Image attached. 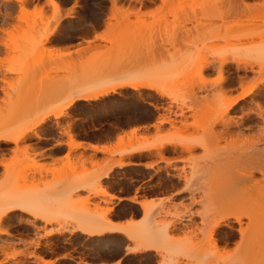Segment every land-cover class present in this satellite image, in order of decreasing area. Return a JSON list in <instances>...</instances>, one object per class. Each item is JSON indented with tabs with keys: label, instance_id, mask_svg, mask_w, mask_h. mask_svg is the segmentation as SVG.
I'll use <instances>...</instances> for the list:
<instances>
[{
	"label": "rangeland",
	"instance_id": "374dc122",
	"mask_svg": "<svg viewBox=\"0 0 264 264\" xmlns=\"http://www.w3.org/2000/svg\"><path fill=\"white\" fill-rule=\"evenodd\" d=\"M51 29L55 30L47 41L44 31ZM238 54L245 58L247 71H237L236 64L230 63L223 74L211 68L203 76L197 73L205 60ZM147 75L160 78L164 95L154 89L124 86L95 99H76L64 115L56 119L49 115L32 128L40 137L28 131L16 152L3 150V156L0 151L8 163L7 172L0 171V193L5 191L0 197L23 190L41 216L58 218L59 225L68 230L41 238L44 230L58 223L36 218L33 228L19 222L20 212H11L3 227L10 228L13 236L0 237V245L5 246L0 260H30L27 254L34 248L42 261L55 260L53 264H162L161 255L170 260L168 264H223L227 256L236 255L239 234L225 236L227 228L220 226L214 248L195 212L204 205L206 210L219 205L209 199L203 206H187L185 196L199 195L204 186L206 191L210 187L232 194L234 187L240 189L236 182L232 185L237 179L222 178L221 173L218 179L209 178L186 163V152L170 140L162 157L146 147L174 130L168 121L161 124L163 117L173 119L175 126L187 120L186 134H194L199 130L195 121H210L228 99L263 77L264 0H0V124L9 121L10 131H20L58 108L76 84L82 88L114 85L128 77L137 80ZM70 81L75 84L66 87ZM45 95L56 99L51 101ZM230 116L236 121L233 132L214 138L207 156L228 155L236 148L239 151L233 155L253 151L250 145L258 141L264 126V81L233 107ZM69 137L80 144L70 145ZM259 140L264 151V138ZM91 144L106 149L97 151ZM243 144L248 150L241 151ZM132 146L140 149L125 157V150ZM196 154L197 160L206 156L202 148ZM129 159L139 161L140 166L121 165V160ZM105 168L108 173L97 184L104 194L92 196L80 188L83 179ZM234 169L226 173L239 176ZM257 175L264 184V178ZM244 195L237 190L235 198L228 197L236 200ZM131 197L146 201L149 214L128 200ZM109 208L108 219L121 220L122 232L143 230L146 242L159 244V253L153 249L125 253L126 244L132 242L121 232L98 238L76 230L77 218L99 215ZM190 211L195 213L196 224L181 228L183 215ZM24 216L33 218L29 213ZM174 219H181L177 221L181 229L165 236L163 227ZM37 239L41 241L38 246L33 243ZM176 255L179 262H175Z\"/></svg>",
	"mask_w": 264,
	"mask_h": 264
},
{
	"label": "bare ground",
	"instance_id": "6f19581e",
	"mask_svg": "<svg viewBox=\"0 0 264 264\" xmlns=\"http://www.w3.org/2000/svg\"><path fill=\"white\" fill-rule=\"evenodd\" d=\"M130 12H134V11L130 10ZM54 30L55 29H51V30H48L46 32L44 31V33H45L44 37L47 41H48V39H50L53 36ZM245 61H246L245 58L242 57V55H240V54L231 55V56H223L217 61L205 60L199 64V66L197 68V73L200 76H203V74L206 72L207 68H211V69L216 70L219 74H223L224 70H225V66L227 64H230V63L236 64L235 69L237 71H239L241 69L244 71H247V68H249V67H247L248 65ZM243 63H245L246 65H244ZM241 64H243V65H241ZM245 76H246V74H245ZM132 77H128L124 80H121L114 85L103 84L101 86H96V87H93V86L92 87H86L85 86L82 88L80 86L81 84L80 85L76 84L75 89H70L72 93L70 92L71 94H69V97L67 99L68 101L66 100L65 103L58 105V108L56 107L54 109H50L49 111L45 112L41 117L38 118L37 121L33 122L32 125H29L28 127H25L24 129H22L20 131H17V132L10 131V129L12 128V127L9 128L8 124L10 122L4 121L3 123L0 124V151L10 150V151L16 152L15 149L19 147L18 146L19 142H21V140L23 141V139H25L30 134V133H28V131L29 132L31 131L36 136L40 137L39 131H36L35 129H32V128H35V126L40 125L42 122H44L48 118L49 115H52L55 119L64 115L66 113L67 107H69L76 99H88V98H94L95 99V97H98L99 95L102 96L103 94H106L110 91L115 92L116 88L124 87V86H129L131 88H136V89H138V88H144L146 90L154 89L160 95L165 94L164 89L161 87L162 82H161L159 77H158L159 78L158 79L157 76H155V75H150V76L147 75L143 79L139 78L140 80L137 78H136L137 80H135V79H133L134 77L133 78ZM240 77L242 78L241 75H240ZM262 81H264V75L262 78L258 79L254 84L249 85L246 89H243L235 97H231L230 99H228L225 102L223 109L216 116H214L210 121H207L206 123L201 122V119L195 121V123L198 124L199 130L197 129L198 131L194 134H186L188 129L185 130L184 128H187L189 126L187 120H186V122L185 121L181 122L180 126H175V124L173 123V119H169L168 116H167L168 118L163 117L162 120L160 121L161 124H162V121H163V123L168 121L167 123H170V124L172 123L171 126L173 125L174 130L170 129L169 133H167V135L160 137V139H158L156 142H154L153 144L148 145L146 147L147 150L154 149V150L158 151V155L160 154L162 157V155H163L162 153L166 147V144H171L170 141L177 143L180 145L182 150H184V152H186V156L183 157V159L186 160V163L190 164L191 167H196L197 170L206 172V174H208V177L210 175V176H212L214 178L216 177V179H218L219 174L221 173L220 174L221 177H222V175H224V177L228 176L229 178L233 177L232 179L230 178L231 181H234L237 179L236 181L233 182L232 185H234V186L237 185L236 187L240 186V189H237L233 186L234 187L233 190H235V191H233V193L234 192L237 193V190H241L242 193L246 194V195H244L245 196L244 198H241V196H240V198L238 196H236V198L238 197L239 199L233 200L231 197H228L230 195L233 196V193L231 194L230 191H227V193H225L227 196H225V194L221 193L222 190H221V192L220 191L217 192V191H213V190L211 191L210 187L208 189L214 195H215V192H217L218 194L221 193L220 194L221 197L218 194L215 195L217 197H213L212 193L210 194L211 196H209L210 191L207 189V191H208V193H207V191L204 189V187H207V186H204L202 188L205 191L202 190V193H200L199 195H197L196 193H190L188 196H185L186 197L185 199H187V203H186L187 206H192V205L197 204V203L202 204L204 202L209 203V199L211 201H214L215 203H217V205H219L217 207L206 210L205 205L203 206V204H202L201 205V206H203L202 209L201 210L197 209L195 211L197 214H199L201 216L200 217L202 220L201 222L203 223L202 225H204L203 234L206 236L207 241L210 245H212L213 247L216 246V234H217L220 226H225L227 228V230L224 232L225 236H228L229 234H232V235H235L237 233L239 234L238 241H237V244H239V251L236 253V255L230 256V258L227 256V259H225L226 262H224L223 264H264V184H261V180L259 179V177L257 175V174H260V176H261L260 178H264V158H263L264 151H263V148L260 147V145L263 143H262V141L259 140L260 138H262V139L264 138V130H263L264 126L263 127L261 126L259 129L260 138L258 139V141H256L257 139L255 138L256 140H253V145H250V146H253V147H251L253 149V151H248L247 153H243V154H240L237 152L236 155H233L234 151L235 152L239 151V149L236 148V150L235 149L232 150L233 152H230L231 150L227 152V153H229V152L232 153V155H230V153L228 155L225 153L224 155H221V156H214V157L207 156V154H208L207 152L209 151L210 146H212L213 140L215 141L214 138L218 137V135L221 136L222 134H230L231 132H233L232 126L236 122L234 120V118L232 116H230V112L233 109V107L241 99L248 96L249 93L257 85V83L262 82ZM221 82L222 81H219L220 89H222V87H223ZM66 83H68V85H69L66 87H70L71 85H73L74 82L72 83V81H70V82H66ZM77 85H79L78 86L79 88H77ZM54 88H56V87H54ZM54 88H52V89H54ZM61 88L63 89L62 86H61ZM54 90H57V88ZM58 90H59V88H58ZM46 91H49L48 93H50V90L46 89ZM52 92L54 94V91H52ZM48 93L46 95H48ZM62 93H65V90ZM48 96H50V95H48ZM48 96H46V97H48ZM51 97L54 100L56 99V96L54 97L52 95ZM48 98L51 100L50 97H48ZM183 111L184 110H182L181 113H184ZM161 124L159 125V127L161 126ZM235 125H236V123H235ZM162 128H164V127H162ZM162 128L159 129L158 131L162 130ZM169 135L171 137H168ZM49 138L50 137L48 136L47 139H49ZM69 138H70V140L67 143H69L70 145H74V146L76 145L77 146L80 144V142H76L73 139V137H69ZM254 141H256V142H254ZM259 141L261 144H259ZM249 142H244V143L247 144ZM257 142L259 144L260 150L257 149V146H256V145H258ZM243 146H244V144H243ZM243 146H241L240 148L246 149V147L245 146L243 147ZM91 147L97 151L104 149V148L106 149V146H104V145L91 144ZM198 148H202L203 153L206 154V156L203 157L202 160H197L198 155L196 154V150ZM131 149L132 150H129V149L125 150V152H128L127 153L128 155H126L125 157L131 156V154L134 152V150H137L140 148L139 147L134 148L132 146ZM244 149H242L241 151H243ZM246 150H248V149H246ZM254 150H255V152L257 151V153H254ZM138 151H140V150H138ZM260 152H263V153H260ZM2 153H3L2 155L4 156V151ZM260 154H262V155H260ZM2 155L0 157V171L2 169H5V171L7 172L8 165H6V164H8V163L5 162ZM123 164L128 165V166H130V165H134V166L139 165L140 166L139 161L137 162V161H133L130 159L127 161L121 160V165H123ZM233 165L236 166L235 169H237V168L238 169L235 170ZM228 166H229V170H226L228 168ZM230 166H231V168L234 169V171H236V172L239 171L237 173L239 176L236 177L235 175H232V176L230 175L231 172H233V170H230L231 169ZM160 168L163 169L164 167L161 166ZM160 168H159V170H160ZM178 169H179L178 167L174 168V170H178ZM108 170H109V168L106 170H102L101 172L95 171L96 173L95 172L92 173V176L90 175L80 182V185H79L80 188L81 189L82 188L87 189L91 193L90 195H92V196L99 195L101 192H103V194H104L105 191L99 189L97 184L99 185L100 177L101 176L103 177L104 175H106L108 173ZM224 170H225V172H224ZM226 171H228V173L230 171L231 172H230V174H228V173H226ZM170 174H168V176ZM177 174H179V173H177ZM172 175L174 176V173H172ZM178 178H180V177H178ZM216 179H214V180H216ZM212 180H213V178H212ZM235 182H236V185H235ZM241 185L243 187L242 189H241ZM230 187H232V186H230ZM243 189L244 190L246 189L245 192H243L244 191ZM14 190H16V189H14ZM3 192H5V191H3ZM3 192H1V193L3 194ZM176 192L179 193L178 191H176ZM1 193H0V195H1ZM222 195H223V197H222ZM210 197H212L214 199H212ZM226 197H228V198H226ZM224 199H227V200H224ZM128 200H130L133 203H137L138 205H140L143 208L144 213L149 214L150 209L148 208L146 201L137 200L136 197L128 198ZM110 210L111 209L109 208L106 212H103L102 214L82 217V218H79V220L77 218L78 222H77L76 230H79L83 234H88L89 236H96L98 238L101 237L102 235H104L105 233L121 232V234H123L124 239L126 237V241L132 242V245L126 244L125 253H134V252L146 251L149 249H153V250L157 251V253H159V250H160L159 244L146 242L145 236H144L145 234H144L143 230L122 232L123 227L121 225V222H118V221L112 222L111 220L108 219L107 213H109ZM14 211L20 212L18 214V218L20 220L19 222L26 224V225H31L33 228H35L37 226L34 222V219L36 220V218L41 219L44 223H46V222L58 223L59 222V219L54 217V216H49V215L48 216H41L39 214V211L35 210V208H34L33 199L30 197H27V194H25L23 190L18 189V191L17 190L16 191H9L0 197V237L2 235L13 236V232L11 231V229L8 227H3V223L5 221V218L8 217L11 212H14ZM24 213H26V214L29 213L33 218L31 219L29 217H25ZM158 213L160 214V212H158ZM194 215H195V213L192 211H190V213L188 215L184 214L183 215V221L184 222L183 221L181 222V224L183 223L181 228L190 229L191 226L196 224V222L193 220ZM180 218H182V217H180ZM177 219L170 221V223L166 227H163L164 230L166 228V230H165L166 233H164L165 236H166V234H169V233L174 232L175 230L179 229V227L177 226V221H181V219H179V220H177ZM156 223H157V221H156ZM59 224L60 223H58V225H56V227H54V228H49V229L44 230V232L42 234H40L39 237L42 238L43 236H46V235H48L50 233H54V232L59 233L61 231H68L66 229V227H63L62 225H59ZM157 224H159V222ZM235 232H237V233H235ZM163 236L164 235L162 232L161 237H163ZM33 243H35L37 245V244L41 243V241L39 239H37ZM36 245H34V246H36ZM4 248H5V246L0 245V251H2ZM22 253L24 254V251ZM27 255H29L28 257H30V260L25 258V257H24L25 259L24 258L16 259L15 261H10V262L5 261V260H0V264H3L5 262L8 264H27L28 261L31 262V264L32 263H34V264H53L55 262V260H49L47 262L42 261L39 253L36 251L35 248L31 252H29ZM63 257L72 258L69 255H64ZM177 257H178L177 255H176V258L174 257L175 262H179L178 261L179 258H177ZM161 258L162 259L160 260V263H162V264H168V262H170V260L167 258H164L163 255H161ZM165 261H167V262L165 263ZM81 263L87 264L85 262H81ZM116 264H120L119 261ZM215 264H217V262H215ZM218 264H220V263H218Z\"/></svg>",
	"mask_w": 264,
	"mask_h": 264
},
{
	"label": "crops",
	"instance_id": "0c3cea01",
	"mask_svg": "<svg viewBox=\"0 0 264 264\" xmlns=\"http://www.w3.org/2000/svg\"><path fill=\"white\" fill-rule=\"evenodd\" d=\"M118 221H121V220H118ZM116 263V262H115ZM100 264H105V263H100Z\"/></svg>",
	"mask_w": 264,
	"mask_h": 264
}]
</instances>
